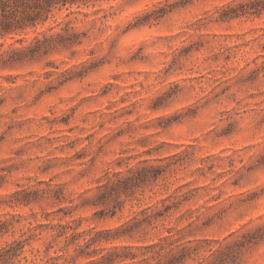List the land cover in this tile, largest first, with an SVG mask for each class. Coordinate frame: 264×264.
Returning a JSON list of instances; mask_svg holds the SVG:
<instances>
[{"label":"clouds","instance_id":"9594fccd","mask_svg":"<svg viewBox=\"0 0 264 264\" xmlns=\"http://www.w3.org/2000/svg\"><path fill=\"white\" fill-rule=\"evenodd\" d=\"M0 264H264V0H0Z\"/></svg>","mask_w":264,"mask_h":264}]
</instances>
